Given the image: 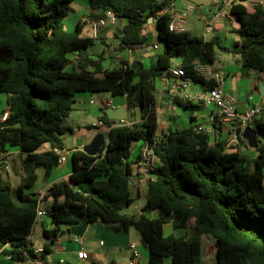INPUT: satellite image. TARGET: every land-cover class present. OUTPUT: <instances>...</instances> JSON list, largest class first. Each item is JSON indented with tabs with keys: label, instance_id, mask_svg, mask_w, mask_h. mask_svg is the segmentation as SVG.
<instances>
[{
	"label": "trees",
	"instance_id": "trees-1",
	"mask_svg": "<svg viewBox=\"0 0 264 264\" xmlns=\"http://www.w3.org/2000/svg\"><path fill=\"white\" fill-rule=\"evenodd\" d=\"M74 1L0 0V94L6 95L8 108L7 117L0 120V153L15 146L20 157L17 186L0 173V254L9 255L15 264L37 257L27 238L37 221V199L27 190L37 182V169L48 175L57 166L53 149L58 148L70 151L72 171L67 181L48 188L46 196L53 204L47 215L53 227L43 230L44 238L54 243L61 227L78 223L80 216L117 229L134 228L148 250L147 264H264V121L254 126L257 146L252 160L228 151L224 137L196 131L193 117L188 126L157 136L155 79L168 77L173 60L179 58L178 67L196 85L213 86L192 63L216 62L219 40L170 32L164 10L171 0H86V23L106 10L123 20L122 34L115 32L119 49L147 46L149 19L155 23L162 47L154 62L132 67L121 61L119 67L109 68L103 53H89L93 39L81 36L80 23L73 31L64 28ZM229 12L241 19L240 27L232 29L238 38L232 52L239 55L242 67L264 74V10L238 0ZM79 92L126 95L127 108H138L140 121L132 127H112L95 155L67 150L62 121ZM136 142L153 146L159 163L150 170L140 213H129L135 202L129 157ZM46 145L48 149L41 150ZM168 223L172 229L188 230L183 235L166 233ZM204 236L215 247L212 263L203 261ZM48 248L44 244L41 254Z\"/></svg>",
	"mask_w": 264,
	"mask_h": 264
},
{
	"label": "crops",
	"instance_id": "crops-1",
	"mask_svg": "<svg viewBox=\"0 0 264 264\" xmlns=\"http://www.w3.org/2000/svg\"><path fill=\"white\" fill-rule=\"evenodd\" d=\"M175 3L177 7H182L186 4L192 3L197 6V10L190 14L189 16H193L191 19H189L188 23H186V32L190 36H196V37H202L204 22L203 17L210 15L212 11V0H171ZM170 1V2H171ZM83 10L85 11V16L82 17V21L87 24V27L89 28V23L86 21V15L89 11L87 1H83L82 6ZM73 12H79L78 9L72 8ZM188 18V17H187ZM196 20L199 21L202 24V30L198 35H192L190 34V31L196 32L195 23ZM228 18L223 17L218 19L215 22L214 26V32H212L206 40H210L213 37L217 38L220 42L221 49L218 50V60L217 62L220 63L223 76H224V82H223V88L224 91L231 97H233L232 90L238 89L240 87V81L236 75H229L232 81L228 82L225 79L226 76V68L223 66V64L219 61V57L223 53L232 52L233 44L238 39L236 34L231 29H227L226 23L228 22ZM195 22V23H194ZM230 22V20H229ZM80 22L77 21L76 26ZM120 28L123 25V20H119L118 24L116 26H107L103 29L100 38H102V42L106 44L107 47L111 51H117L116 54L111 55L110 53L105 56L104 55V61L105 66L109 68H113V65L120 66L121 61H127L129 65H132L133 63L136 64V66L140 65L142 67L145 66L146 61L148 60L146 56V47L136 48L134 50H128V49H119V38L115 35V32H117V29ZM231 26V25H230ZM74 28V29H75ZM149 35L147 38V45L154 43H157L159 47H162V44L158 41L157 34H156V28L154 21H149ZM90 30V28H89ZM113 39H116L119 41L118 43H115ZM140 50H144L145 52H139ZM139 52V54H137ZM121 53V54H120ZM137 56L139 57V60H137ZM239 61V59H238ZM151 64V63H150ZM180 63H174L172 67H178ZM226 70V71H225ZM241 75V72L240 74ZM254 89L250 92L249 95H247L245 98L238 99L237 107L239 110L246 109L250 106H253L254 104H257L261 102L264 98V95L260 92V84H264V74L258 73L254 70ZM228 76V75H227ZM163 80V88L162 90L158 91L155 89L154 95H155V104H156V110L158 113V129H157V136L161 137L165 133L169 132L170 130H174L177 128L186 127L190 124L191 117L194 118L195 121H201L203 122L206 117L212 112L211 106H199L195 103H186L182 97L181 93L176 92L172 90V86L176 82V78L173 76H163L161 77ZM203 88L202 85H196L191 84L189 86V91L197 92ZM233 88V89H232ZM255 91V92H254ZM6 98V96H5ZM75 102L73 104V109L69 113L67 117H65L62 121V125L69 131H73V129H82L84 127H100L103 128L105 131L102 133L100 132L98 135H102L104 138V141H108V131L106 128L102 126L93 125L98 120H102L104 118L109 119L111 122H116L121 119H125L127 122L132 123V126L136 125L140 121V115L138 108H127V97L126 95L122 96H112L110 93L107 92H101V93H90V92H79L74 97ZM106 102H109V105L106 104ZM186 108L189 109L190 116H189V123L184 124V126L180 127L181 120L180 117L182 116L177 111ZM8 115V108L7 105L5 109H3L0 113V120H4ZM194 121V123H195ZM258 121H262L261 118L258 119ZM222 136L224 138L227 137V131L225 127L220 128ZM97 136V135H96ZM243 146L241 148L240 154L245 156L248 160H252L256 152L254 153V148H251L248 146L247 141L243 139ZM140 143L136 142L133 144V156L131 157V161L138 155ZM48 146H44L41 150H47ZM73 149V148H71ZM81 149V148H78ZM231 151V150H229ZM19 151L15 146H12L9 148L7 155L11 158L12 161L14 159H17V157H14V155L18 156V173L20 174V157H19ZM67 160L62 165H57L56 167L52 168L50 173L48 175H45V170L42 168H39L36 170L38 174L37 182L34 184L33 187H31L27 192L33 193L37 195L40 192L45 191L49 188L50 185L53 183H57L63 180H68L69 175L72 171V163L70 161V151H67ZM239 153V152H238ZM70 161V162H69ZM10 169V168H9ZM3 174H8L3 173ZM9 176V174H8ZM10 178V176H9ZM10 181L13 186H17L20 183L19 181H12L10 178ZM133 196L135 197L134 204L129 208V213H136V209L139 208L144 204V202L141 204V198L145 194L141 190L134 192ZM49 198V199H48ZM138 198V199H137ZM43 201H47L50 204V208H43L46 211H49L51 209V206L53 204V198L50 196H45ZM63 198L59 197L57 199V202H62ZM145 201V199H144ZM40 224V231L43 236V230L44 229H51L53 227V224L51 223V219L48 215L43 216L42 218H39L34 227L32 232V245L34 248L43 249L45 243V239L43 236L44 241L42 243H34L35 239V230L36 225ZM81 222L78 223H72V224H64L61 227V232L65 231V234L60 235L58 239L53 243L54 249L48 244L49 248L47 249L48 252L42 255L41 253L37 254V257L39 258L38 264H129V262L132 259L131 251L129 249V246L131 243H136L137 249L139 251V259L136 262V264H147L148 261V250L147 248L140 242L139 235H137V232L134 228H129L126 230L123 229H117L110 225L105 224L101 220H96L94 222H89L84 228L77 229L75 228V233L71 230L72 227L80 226ZM169 228L172 229L171 225L168 223ZM79 233V234H76ZM139 238V240L137 239ZM48 240V239H47ZM80 249H83L88 252L89 258L86 260H81L77 257V251ZM0 264H15L14 261L11 260V258L8 257V255L0 254ZM20 264H29V261L26 260L25 262H22Z\"/></svg>",
	"mask_w": 264,
	"mask_h": 264
},
{
	"label": "built area",
	"instance_id": "built-area-1",
	"mask_svg": "<svg viewBox=\"0 0 264 264\" xmlns=\"http://www.w3.org/2000/svg\"><path fill=\"white\" fill-rule=\"evenodd\" d=\"M233 1L238 0H212L213 7L210 15L203 17L204 27L202 38L204 40L214 32L215 22L220 18H228L232 29H238L240 27L241 19L229 12V6ZM245 2L249 5H259L264 10V0H245ZM196 10L197 6L195 4L189 3L182 7H177L171 1L164 10V13L169 15L168 30L174 33L186 32L187 17ZM118 22L119 19L115 13L112 10H106L103 16L88 22L91 37L98 39L105 27L116 26ZM152 46L155 49H159L157 43H154ZM145 47L146 44H143L141 49ZM192 66L198 75L206 80H211L214 85L211 87L203 86L197 92L189 91V86L195 84L194 81L190 77H187L183 68L171 67L168 69V74L176 78L172 90L181 93V97L186 103H195L199 106H211L213 108L212 112H210L203 122L199 120L195 121V130L203 131L211 137L223 138L220 128L225 127L227 131V137L225 138L227 141L226 149L240 153L244 142L242 137L244 129L248 127L254 128L259 118L264 121V98L261 102L253 106L239 110L236 100L224 91V76L220 63L217 61L213 63L193 61ZM106 104L109 105V102H106ZM93 125L102 126L107 131L116 126L132 127V123L127 122L125 119L113 122L112 124H106L104 121L98 120ZM53 150L58 155L57 165H62L67 160V153L58 148H54ZM133 152L132 149L131 154ZM158 163V157L154 153L153 146H150L148 143L140 145L138 155L132 160L131 186L133 193L136 190H142L146 194L147 180L151 177L150 170ZM9 168L8 155L0 153V173H6ZM47 191L48 189L36 195V220L48 214L41 206ZM140 207L136 209V213H140ZM27 238L32 241L31 234ZM32 249L36 255L42 252L41 248L36 249L32 246ZM129 249L132 255L129 264H136L139 259V251L136 243H131ZM8 257L10 258L9 255ZM77 257L81 260H86L89 258V254L87 251L80 249L77 251ZM27 260L29 264L39 263L38 257L28 258Z\"/></svg>",
	"mask_w": 264,
	"mask_h": 264
},
{
	"label": "rangeland",
	"instance_id": "rangeland-1",
	"mask_svg": "<svg viewBox=\"0 0 264 264\" xmlns=\"http://www.w3.org/2000/svg\"><path fill=\"white\" fill-rule=\"evenodd\" d=\"M83 1L85 0H75L71 3L70 7L71 9H78L79 12H73V10L69 11V14L67 18L63 21L64 28L67 31H73L76 25V22L79 21L81 25V36L83 37H91V32L89 28L87 27V24H85L82 21V17L85 16V11L83 10V7H78L83 5ZM193 16H188L187 23L189 19H191ZM195 23V22H194ZM227 29H231L230 22L226 23ZM196 32L190 31V34L192 35H198L202 30V24L196 20L195 23ZM93 39V43L88 47V51L90 54L97 56L99 54H104L107 56L109 53L111 55L116 54L117 51H111L109 47L106 46L102 41V38ZM115 43H118L116 39H113ZM146 56L148 60L145 63V66H149L150 63L155 61L157 53L160 51V49H155L151 44H148L146 47ZM121 54V53H120ZM239 55L233 52L223 53L219 57V61L223 64V66L226 68V76L225 79L228 82H231V75H236L240 81V87L236 90H232L233 98L237 101L240 98H245L247 95L250 94V92L254 89V70L252 69H246L242 67L240 62L238 61ZM174 63H180L181 59L177 58L173 60ZM105 64V62H104ZM118 65H113V68L117 67ZM241 72V75H239ZM228 75V76H227ZM230 75V76H229ZM163 88V80L161 77H157L155 79V89L160 91ZM233 89V88H232ZM255 92V91H254ZM5 94H0V113L3 109L6 107V98ZM182 116L180 117L181 125L180 127L184 126V124L189 123V116H190V110L183 108L179 111H177ZM105 130L103 128L98 127H84L82 129H73V131L65 130V132L62 134V139L64 143V147L67 150H70L71 148H81L83 149L84 146H87L92 142L94 137L98 135L100 132H104ZM255 153V150H254ZM133 155L131 154L129 159H131ZM14 157H17V159H14V161L11 160V158L8 156L9 166L10 169L7 171L12 181H19L20 174L18 173V156L14 155ZM70 162V161H69ZM49 199V198H48ZM138 199V198H137ZM145 197L143 196L141 198L140 203L142 204L144 202ZM42 208H50V204L46 201H42L41 204ZM151 216H157L155 212L149 213ZM40 224L38 223L36 225L35 230V239L34 243H42L44 241L43 236L40 231ZM190 225H192V221H190ZM166 233L173 232L175 235H183L186 233L188 228H177V229H170L169 225H165ZM138 235V234H137ZM139 240V238H137ZM202 245H203V261L212 263L215 261V247L213 244V241L210 238L203 237L202 238Z\"/></svg>",
	"mask_w": 264,
	"mask_h": 264
},
{
	"label": "water",
	"instance_id": "water-1",
	"mask_svg": "<svg viewBox=\"0 0 264 264\" xmlns=\"http://www.w3.org/2000/svg\"><path fill=\"white\" fill-rule=\"evenodd\" d=\"M149 21H152V19L150 18ZM117 33L119 35L122 34V30L120 29V23H119V28L117 29ZM139 52H145L144 50H140ZM139 52L137 54H139ZM137 60H139V57L137 56ZM132 67H137L135 63L132 64ZM260 92L262 93V95H264V84H260ZM242 137L243 139H245L247 141L248 146H250L251 148H256L257 146V134L254 130V128H245L244 131L242 132ZM105 144L104 138L102 135H97L94 137V139L92 140V142L90 144H88L87 146L83 147V151L86 152L89 155H95L98 153L100 147L102 145ZM11 193L13 195V197L17 200L20 201L19 196L17 195L15 189L11 190ZM169 219H172V217H169ZM77 220L81 222L80 226H76V227H72L71 230L73 231V233H75V228L77 229H82L84 230V228H86L87 224H88V220L77 216ZM65 234V231H60L59 236ZM79 234V233H76ZM45 243L49 244L53 249H54V244L52 242L51 239H45Z\"/></svg>",
	"mask_w": 264,
	"mask_h": 264
}]
</instances>
